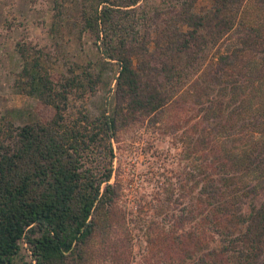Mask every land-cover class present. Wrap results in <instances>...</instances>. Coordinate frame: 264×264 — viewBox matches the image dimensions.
Returning a JSON list of instances; mask_svg holds the SVG:
<instances>
[{"label":"trees","instance_id":"obj_1","mask_svg":"<svg viewBox=\"0 0 264 264\" xmlns=\"http://www.w3.org/2000/svg\"><path fill=\"white\" fill-rule=\"evenodd\" d=\"M141 1L80 0L66 23L101 55L57 77L41 49L17 42L16 86L52 114L1 116L0 264L21 240L34 264L128 263L113 143L132 122L167 115L182 165L163 180L152 217H139L150 260L264 264V0H211L202 11L197 0ZM111 61L113 108L91 116L87 99Z\"/></svg>","mask_w":264,"mask_h":264},{"label":"rangeland","instance_id":"obj_2","mask_svg":"<svg viewBox=\"0 0 264 264\" xmlns=\"http://www.w3.org/2000/svg\"><path fill=\"white\" fill-rule=\"evenodd\" d=\"M57 1L62 4L58 17L54 15L55 0H0V120L5 115L14 124H22L52 114L36 96L16 86L22 64L16 50L17 42L25 41L41 49L45 66L55 77L72 62L99 61L101 53L92 35L80 32L75 24L66 23L67 19L77 16L80 0ZM210 3L211 0H197L194 9L202 11ZM141 4L160 5V0H142ZM118 67L117 62H109L98 90L88 97L86 109L91 116L112 110L114 77ZM167 117L155 124L148 119L134 121L113 143L115 155L111 180L119 184L118 203L126 211L125 221L133 237L126 264H160L150 260L148 243L137 225L142 223L139 217H152L153 203L161 195L163 180L165 177L173 180L175 171L182 165L178 158L180 146L167 128ZM94 242L97 243L96 238ZM11 264H34L25 240H21V250ZM94 264L111 262L97 257Z\"/></svg>","mask_w":264,"mask_h":264}]
</instances>
